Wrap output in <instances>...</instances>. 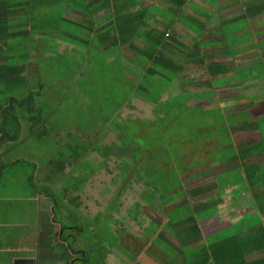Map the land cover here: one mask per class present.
Wrapping results in <instances>:
<instances>
[{
    "label": "crops",
    "instance_id": "obj_1",
    "mask_svg": "<svg viewBox=\"0 0 264 264\" xmlns=\"http://www.w3.org/2000/svg\"><path fill=\"white\" fill-rule=\"evenodd\" d=\"M225 1L217 0L216 3L223 4ZM207 4V0H30L29 5L19 7L21 13L17 10L9 14L6 27L0 30V64H5L4 69L0 68V97L2 94H11V91L23 94L32 92L41 117L38 123H35L37 120L30 123L22 116L18 139H4L0 142V264H88L86 257L92 248L83 245L84 239L76 241L71 231L82 230L84 216L87 215L88 222L93 223L89 224L90 230L101 232V222L91 219V216L93 218L97 214L96 211L108 212L110 206L122 209L124 199L128 202L135 200L128 197L122 199L125 193L121 192L112 200L114 203L106 206V197L97 192V196L103 201L100 202V208L91 214V207L96 206L88 197L91 177L118 174V160L127 157L126 150L118 147L122 148L124 145L128 152H132L131 155L135 150L133 156L138 159L134 162L135 166L148 170L149 175H160L164 170L172 174L174 172L176 179L181 181L178 185L181 189L175 196L170 192L174 189L162 188L166 191L159 196H151L153 200L150 205L149 202L140 200L143 205L141 211L145 216L139 217V220L129 218L124 221V218H118V211H112L111 217L114 219L109 221L106 213L107 222L119 228L114 236L118 245L111 240L100 244L98 242L101 237L95 236L92 242L103 254L101 264L115 262L116 256L122 257L127 264L138 263L143 259L149 261L148 264H201L203 253L209 255L207 264L210 261L221 264L222 259L218 255L220 243H227L226 238L240 236L239 232L249 236L254 223L241 226L240 222L249 220L246 214L255 210L260 217L264 215L259 212L260 207L264 206V200L260 201L261 193L257 195L251 190L252 183L256 181L246 180L244 168L248 163L255 162V170L260 166L259 162L264 163V141L261 140L263 133L260 134L257 128L251 127L234 131L236 126L243 124L241 118H236L237 123L231 125L223 118L222 124L221 120H215V125L212 122L207 125L224 128L222 131L218 130L224 133L226 141L217 140L216 130L212 134L214 138L200 137L199 145L188 149L179 145L185 143L187 138L178 142L176 137L168 138L163 133V127L176 117V113H172L177 109L170 106L171 109L167 111L168 107L162 109L158 105L176 94L180 98L174 104L182 106L179 109L190 114L215 112L217 117L232 115L245 107H241V102L233 93L239 92V95L250 88L259 91L261 87H254L264 83V75L256 80L253 87L247 84L246 87L233 91L225 86H216L217 91L211 94L202 92L194 100L200 105L196 109L191 108L188 89L200 91L199 87L189 85L187 81L180 83L184 82L182 79L188 78V70L196 75L200 71L205 72L207 63H215L208 59L188 61L190 68L183 66L186 70L183 77L182 68L172 73L169 79L179 84L170 95L151 99L143 93V87L132 86L131 97L127 102L130 108H125L123 100L107 101L110 104L107 109L110 108V111L104 116L97 115L95 111L102 112V109L89 102L97 95L83 89L91 80L87 70L88 57L103 53V56L111 58V51L107 49L109 46H116V55L136 60L133 70L122 71L131 79L132 84L137 79L134 73L143 71L141 57L149 56V49L153 46L172 54L175 59L190 55L196 46L199 56L215 54L216 56L209 57L213 61H219L215 64L223 63L230 69L235 68L238 62L234 63L233 59L237 56L247 59V56L239 54L226 57L227 61L220 62L216 57L220 58L218 52L221 48L217 46L212 53L203 50L222 43L214 40L218 39L210 32L214 24H209L206 20L208 16L203 14L204 9L209 7ZM212 9L214 10L208 11L214 13V21L217 23V13L220 11H215L220 10V7L217 5ZM15 13H20L21 16L14 15ZM192 18L199 20L201 24L199 34L195 32L198 28L195 23L192 25L189 22ZM13 20L16 22L12 23ZM62 22L70 27L62 28ZM255 28V32L259 31L258 34L264 33V25ZM48 42L55 45L47 44ZM46 46L54 49L47 51ZM260 49L263 54L264 46H258L259 51ZM92 50L96 54H92ZM60 51L81 63L70 75L52 80L48 71L41 72L40 64L46 59L51 61ZM261 60L264 62V55ZM146 71L150 72L148 67ZM55 85L60 89L55 90ZM200 88L206 91V87ZM219 90L228 94L233 91L232 96H225L232 100L224 101L225 97L218 96ZM263 91L264 88L260 94V102L252 106L250 111H257L259 108L264 113ZM64 94L80 98L79 106L86 113L83 122L89 124L86 126L93 127L91 130H87L85 126L77 129V137L84 144L77 156L83 159L72 157L70 146L66 147L64 143L63 155H54L58 151V138L65 140L66 134L60 131L58 137L52 133L55 125L53 117L59 110L53 102L59 103L58 96ZM132 96L136 97L137 103ZM1 103L3 102H0V106ZM111 117L113 118L108 119ZM244 120L245 123L249 121L246 118ZM202 123L203 120L195 127L193 135L200 134ZM61 125L64 127L65 124ZM244 134H252L253 138L244 140ZM149 135L147 144L141 145L137 141L146 140ZM236 139L244 140V148L241 150L236 146ZM258 142L263 145L257 146ZM188 151H194L195 157L207 153L208 159L197 161L196 165L188 169L190 160H194L186 154ZM170 152L178 157L177 161L172 159ZM86 158L92 162L86 161ZM220 160L224 161V171L218 174ZM226 161L231 164H226ZM129 176H132L129 182L133 189L135 185L145 183L153 191L149 178L147 182L141 174L140 178L133 174ZM103 181L101 185L104 192L110 189L111 192L115 191L114 181H106L108 186ZM259 189L264 194V184ZM214 192H220L221 196H217L218 202L212 206V201L207 199ZM243 192L248 194L247 197L242 195ZM156 200L160 202L157 206ZM180 204L187 206L185 216L169 219L170 209ZM166 207L162 216V210ZM153 224L155 226L151 227ZM231 227L234 230L230 234H222L217 240L216 236ZM184 232H187L184 241L175 243V246L169 243ZM158 239L161 240L159 244L156 242ZM117 250L123 252L120 254Z\"/></svg>",
    "mask_w": 264,
    "mask_h": 264
},
{
    "label": "rangeland",
    "instance_id": "obj_2",
    "mask_svg": "<svg viewBox=\"0 0 264 264\" xmlns=\"http://www.w3.org/2000/svg\"><path fill=\"white\" fill-rule=\"evenodd\" d=\"M209 1H217V0H209ZM209 4H207L209 7L205 8V12L207 13L208 16V22L209 24H214L213 29L210 30V32L214 35H216L218 37V39H214L215 41H222V43H220V45H222L223 48L226 49H232V51H236V49L241 48V47H245L247 44H249V40L250 38L248 36H246L244 33L247 32L249 33V27L245 26L247 23L244 20H232L230 21L229 19L232 17V15H236L240 12L241 10V5H219L218 7H220V10H216L215 12H219L217 13V18L216 21L217 23L214 21V13L212 11H208V9L214 10L212 8H216V3H212V2H208ZM16 22V20H13L12 23ZM219 22V23H218ZM62 28H69L70 25H66L65 22L61 23ZM257 28H251L250 32L251 34H253V32H255ZM78 32V31H76ZM262 35V36H260ZM264 36L263 34H257L255 35V37L252 39V41H256L260 38H262ZM208 38V37H207ZM213 39V38H212ZM56 42V41H53ZM53 42H48L47 44L51 43L54 44ZM212 44H215V42H212ZM55 45V44H54ZM218 44L211 46L209 48H204L203 50L205 52H210L212 53L213 51H215V49H217ZM219 47V46H218ZM47 51H50L52 49H54L53 47H47L46 46ZM108 50L111 51V58H108L106 55L103 56V53H101L100 55L97 54L96 55H90L88 57L87 60V65L89 67H87V70L90 74L91 80L88 83V85L84 86L83 89L88 91V92H94L95 95H97L96 97H94L93 99H90V103L91 104H96L98 105L101 109L102 112H97L95 111V113L97 115H106L107 113H109L110 108L107 109V107L110 105L109 103L115 100H123L126 103L125 108H130V106H128L127 102L129 100L130 93L133 90L132 87V83H131V79H129L126 74H124V72L122 71H130L134 69V62H136L135 59H130L128 60V58L126 57H122L120 55H116L115 52H117V48L116 46H109L107 47ZM220 51L218 52V55L220 53H222V50L219 49ZM260 54L262 53V50L260 49ZM92 54H96V52L94 50H92ZM102 55V56H101ZM209 57H214L216 56L215 54H209ZM243 56H237L233 59V62H241V60ZM217 59H219V56L216 57ZM126 60H128L126 62ZM132 60V61H130ZM178 60V59H177ZM222 61H227V58L222 59ZM81 63V61L76 60L73 57L70 56H66L62 51H60L59 55H54L53 59L50 61L48 59L44 60L41 64H40V68H41V72H45L48 71L49 73V78L54 80L56 78L65 76V75H70L73 70H77L79 67V64ZM238 64V63H236ZM184 67L189 69L190 68V64L189 63H184ZM241 67V66H240ZM238 67V69H236V72L238 71L239 73H246L248 70H251V68L243 66L242 68ZM235 72V74H236ZM163 80V79H162ZM157 87H162L165 84V80H163L162 82H155ZM237 85V82L234 83V86ZM208 89L212 87H215L214 82L212 83V85H208ZM58 90V88L60 89V87L58 85L54 86V89ZM234 91V90H233ZM230 91V94L232 96V92ZM202 92L201 91H191L190 89H188V98L191 100V108L196 109L198 108L200 105L198 103V101H194L195 99H197L198 95ZM239 92H234L233 95H237ZM230 94H228V92H224V91H218V96L219 97H225V96H229ZM106 95V96H105ZM59 103H54L53 105L56 106L59 110L57 111V114H54V123L55 125L53 126L52 129V133H54L55 135H58V137L60 136V131L63 132L65 135V140H63L62 138H58V151L56 153H54V155H63V148L64 145L62 143L65 144V146L67 147L70 146L71 150H72V157H75V159H83L82 157H78V153L80 151V148L84 146L83 143L80 142V139H78V135L77 133V129H81L82 127H86L87 130H91L93 127L90 126H86L89 125L88 123H84V119H85V110L83 108H80L79 106V102H80V98H77L76 96H72L71 95L69 97H67L65 94L64 95H59ZM135 96H132V99L135 101ZM180 98V95H172L169 99L171 101H175L177 99ZM109 103H108V102ZM136 102V101H135ZM137 103V102H136ZM91 106V105H90ZM92 107V106H91ZM205 108V107H204ZM209 110V108H207ZM176 113V117L173 118L172 122L169 123L167 126L163 127V133L168 137V138H173L176 137L177 141L180 142L181 140H183L184 138H187V141L185 143H179L180 146H185L186 148H194L195 146L199 145V140L200 137L202 138H206L208 136H210V138H214L212 134H215V131L220 129V131H222L223 129L220 127H211L210 125H207V123L211 122V119L216 116L215 112H205V113H192L190 114L189 112H185V110H183L182 108L178 111V112H173L172 114ZM108 118V119H112ZM79 123H77L78 121ZM203 120L202 123V131L200 132V134H198L197 136L193 135V130L195 129V127L199 124L200 121ZM206 120H208V122H206ZM62 123H64V127L63 125H61ZM264 123V122H263ZM77 124H80L81 126L78 127ZM39 130H42L40 128H38ZM65 131H64V130ZM157 129H162V128H157ZM241 138V136L239 137ZM253 136L252 134H244L243 139L244 140H250L252 139ZM68 139V142H66V140ZM150 140V135L149 138L146 140H142V139H138L137 141L141 144V145H145L147 144V142ZM218 141H226L225 135L224 133L220 134L217 137ZM174 144L176 145L175 141ZM260 146L263 145V143L259 144ZM53 146H56V143H53ZM122 150H126L127 152V157L118 160V163H120V165L117 167V173L118 174H107L105 177H102L101 175H96V176H92L91 177V187H90V191L88 194V197L90 199V202H95L96 206L95 207H91V214H93L96 210H98L101 206V201L102 198L97 196V192L100 193V195H104L106 197L107 204L111 205L112 200L119 195V193H125V195L122 197V199L124 197H128V198H134L135 200H129V202L124 199L123 200V206L122 209L118 208L116 206H110L108 208V212L106 210H99L96 211L95 213H97L93 218L91 216V219L93 221H99L101 222V232H97V231H91L89 228V224H93L92 222H88V218L87 215L84 216V222H83V229L79 230V231H71L76 239V241L79 239L80 241H82V239H84L83 241V245L87 246L89 248H92L90 252L87 253V263L88 264H101L102 263V258H103V254L102 252L97 249L98 246L93 245L94 243L92 242L95 238L96 235H98L99 237H101L100 241L98 243L102 244V243H106L107 241L111 240L112 243L117 244L118 240H115L114 236L117 234L116 232L119 231V228L114 227V225L109 224L106 220V213H107V218L109 221H111L112 218L111 217V213L112 211H118V214H120V216L118 218H124V221H128L129 218H132L134 221L135 220H139V217H144L145 215L142 214L143 211H141V208H143V205H141L142 201L145 202H150L153 200V197L150 198L151 196H155V194H157L158 196L161 195L164 191L169 190V189H174V190H170L171 195H177V193L180 191L181 188L178 187L179 185V180L176 179V175L173 172L169 173L166 170L162 171V173L159 175L158 174H153V175H149V171L146 169H141L138 165H134V162L137 161L135 159V157L133 156V154H135V150L133 151V154L131 155L132 152H128V149L126 147V145H124L122 148L118 147ZM177 148L180 150V152H182V150L177 146ZM190 158L194 159V160H190L187 168H191L194 165H196L195 163L197 161H205V159H208V154L207 153H202L199 154L195 157V153L194 151H188L186 153ZM215 154V153H213ZM90 156V155H89ZM88 156V157H89ZM170 156L172 157L173 160L177 161L178 157H174L173 152H170ZM174 157V158H173ZM182 159L180 158L179 161H181ZM57 160L55 159V162ZM74 161H78V160H74ZM86 161H90L88 158H86ZM195 161V162H194ZM224 161L220 160L219 164L221 165L219 167V173H222L224 171ZM167 164V163H166ZM165 164V165H166ZM226 164H231V162ZM225 164V165H226ZM260 166L257 169H264V163L263 162H259ZM183 165V164H181ZM134 166V167H133ZM108 167V166H107ZM138 167V168H137ZM108 168H113V167H108ZM116 169V168H115ZM161 171V170H160ZM165 172V173H164ZM130 174H133L134 176L136 175V177L140 178V174L143 175L148 182V178L149 181L152 183L151 184V188L153 187V191H150V189L147 188V185L145 183L136 186L133 189L131 187V183L129 182V180L131 179L132 176H129ZM95 178V181L93 180ZM105 180V181H103ZM102 181L104 182L105 185H107L106 181L109 183H112L115 185V191L111 192L110 191H103V187L101 184ZM246 185V184H245ZM252 187H254L255 189L257 188V185L255 184V182L252 183ZM108 186V185H107ZM176 187V189H175ZM166 188V190L163 191V189ZM254 189V192H255ZM233 194V198H234V191H232ZM246 195L247 197V193L243 192L242 195ZM127 195V196H126ZM180 196V193H179ZM217 196L220 198L221 193L220 192H214L210 195V197L207 199L208 201H212V206H214L217 202H218V198ZM142 200V201H140ZM264 200V194L261 193L260 194V201ZM228 201V199L226 200V202ZM251 201L254 202V200L251 198ZM159 201L156 200L155 205H159ZM154 205V206H155ZM147 207V206H146ZM186 205H176L174 207H172L169 211V219H179L181 217H184L186 214ZM167 207L165 209L162 210V216H164V212L166 211ZM257 210H255L252 213H247L246 215H248L249 220L244 219V221L240 222L241 226L244 225H248L251 223H254V226L251 228L252 232L251 235L249 237L251 238H255V236H258L256 239H262L260 230H264V216L262 215L261 217L257 214L256 212ZM90 219V220H91ZM73 221V218L71 220V222ZM157 224V223H156ZM25 225V224H23ZM155 225L153 224L151 227H154ZM116 228V230H115ZM111 229V230H109ZM234 229L228 228L227 230H224L222 233H220L218 236H216L217 240L223 235H227L230 234ZM249 232V233H250ZM257 234V235H256ZM187 235V232H184L181 234L180 237H175L174 240H171L169 243L173 246H175V243H179L180 241H184L185 237ZM129 242V241H128ZM156 242L159 244L161 243V240H156ZM155 242V244H156ZM97 243V244H98ZM118 245V244H117ZM166 244H164L165 246ZM166 248L169 249L168 246H165ZM120 254L123 252L122 250H117ZM256 252V251H254ZM253 252V253H254ZM107 262V261H106ZM149 261L146 260H140L138 261V263L134 262L133 264H148ZM76 264H82L80 262L76 263ZM111 264H127V262L122 259V257L116 256L115 262H112ZM151 264H158L157 262H152ZM161 264H166V263H161Z\"/></svg>",
    "mask_w": 264,
    "mask_h": 264
},
{
    "label": "trees",
    "instance_id": "obj_3",
    "mask_svg": "<svg viewBox=\"0 0 264 264\" xmlns=\"http://www.w3.org/2000/svg\"><path fill=\"white\" fill-rule=\"evenodd\" d=\"M212 3H216V1H209ZM30 0H0V30L1 28H5L6 24L8 22V16L9 14H12L14 12H17V10H20L22 7L29 5ZM241 5V10L238 14L232 15V17L229 19L232 20H244L247 24L245 26L249 28H255L259 27L261 25H264V0H226L223 4H217L218 5ZM19 7H21L19 9ZM22 10H20V13ZM20 13L18 16H21ZM16 13L14 15H17ZM203 14L207 15L206 12H203ZM190 17V16H188ZM191 18V17H190ZM189 22L195 23L196 27H198L195 32L198 34L200 33L201 24L199 20H196L195 18H192L189 20ZM199 25V26H197ZM3 26V27H2ZM264 31V30H263ZM262 31V32H263ZM259 31L253 32V34H248L245 32L244 34L250 38L249 44H247L245 47H241L236 49V51H232V49H226L223 48L220 44L218 45L219 48H221L222 53H220V62L222 59L226 57L231 56H237L239 54H243L244 56H247V59H242L241 62H238V64H235V68L230 69L227 67V64H215L219 61H213L212 59H209V56L206 54L198 55V48L195 46L194 50L190 52V55H185L181 57V59H175L173 58L172 54H169L167 52L161 51L159 48L157 49V46H153L151 49H149V56L145 57L142 56L143 65L142 69L143 71H140L138 73H134L137 76V79L133 81L132 86H138L143 87L142 89L146 96H150V98H160V96L163 95H170L172 90L179 84L175 82V80H170L169 76L174 73L175 71L179 69H183L184 63H188L190 60H203L208 59L215 63H207L205 72L200 71L198 74L194 75L192 71L188 70V78L185 80H181L184 82H181L180 84H183L187 81V84L189 85H196L206 87L203 91L204 93H212L217 91V87L222 88L223 86L230 88V89H236V88H244L248 84L250 87H253L256 80L258 78H261L264 75V62L261 60V57L264 55L259 53L258 46H264V37L261 39H258L256 41H252L255 35H257ZM189 48L187 47V50ZM148 60H150V63H148ZM204 61V60H203ZM5 64H0V68L4 69ZM241 66V67H240ZM243 66L250 67L251 70H248L246 73H239L236 72V69L238 67L242 68ZM147 67L149 69V73H147ZM7 68V66H6ZM184 70V69H183ZM186 72V70L182 71L181 77H183V74ZM236 72V74H235ZM165 80V84L162 87H157L155 82H162ZM214 82L215 87L208 89V85H212ZM237 82V85L234 86V83ZM200 83V84H199ZM206 83V85H204ZM261 87V88H260ZM255 89L260 88L259 91H253V88L245 89L244 93H241L239 95H235L236 99H239L241 102V107L245 106L242 111H237L235 114H228L223 115L219 117L214 116L211 119V122L215 125V120H221L220 124L223 122V118L226 119L228 124L237 123L236 118H241V121L243 124H240L239 126H236L234 128V131H242L247 128H257L258 132L263 133L261 140L264 141V113H261L257 109V111H250V108L254 105H257L261 99L260 94L262 92V89L264 88V83H260L258 87H254ZM201 92V93H202ZM264 92V91H263ZM200 93V94H201ZM33 93H14V91H11V94H2L0 97V142L4 139H9V141H15L18 139L20 131H21V117L23 116L24 119L27 120V122H39V119L41 117L39 109L35 106ZM224 101H230V97L223 98ZM170 106H173L174 109H177L176 112H178L180 107L174 104V101L166 100V102H159L158 107L162 109H166L167 111L171 109ZM249 109V110H248ZM244 118L248 119L249 121L245 123ZM222 128V127H221ZM224 129V128H222ZM222 132L219 130L216 132L217 136H219ZM236 146H239L238 149L241 150L243 147V139H236ZM260 142L257 143V146H260ZM244 148V147H243ZM246 168H244V174L246 180L256 181L257 188L259 189L264 184V169H257L261 166H258L255 170V166L257 164L255 162H252L251 164L248 163ZM160 172V171H159ZM179 181V185H180ZM255 188H251L252 191H254ZM255 189V194L259 195V193H263L260 191V189ZM260 213H264V206L260 207ZM240 236H235L233 238H226L225 242L220 243V249L218 248L219 257L222 259L221 264H264V230H260L262 239H256L258 236H255V238L249 237L251 235V232L249 233V236H244L241 232ZM257 235V234H256ZM221 250V251H220ZM256 251V252H254ZM225 252V253H224ZM254 252V253H253ZM209 258V255L206 253H203L201 255V264H207V260ZM208 264H213L212 261L208 262Z\"/></svg>",
    "mask_w": 264,
    "mask_h": 264
},
{
    "label": "clouds",
    "instance_id": "obj_4",
    "mask_svg": "<svg viewBox=\"0 0 264 264\" xmlns=\"http://www.w3.org/2000/svg\"><path fill=\"white\" fill-rule=\"evenodd\" d=\"M263 213V212H262ZM262 216V215H261ZM264 216V215H263Z\"/></svg>",
    "mask_w": 264,
    "mask_h": 264
}]
</instances>
